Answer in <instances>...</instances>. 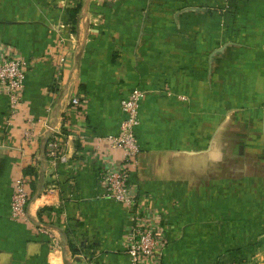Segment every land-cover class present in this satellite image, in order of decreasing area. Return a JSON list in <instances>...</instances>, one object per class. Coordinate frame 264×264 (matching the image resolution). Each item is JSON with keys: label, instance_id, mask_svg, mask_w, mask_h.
<instances>
[{"label": "crops", "instance_id": "0c3cea01", "mask_svg": "<svg viewBox=\"0 0 264 264\" xmlns=\"http://www.w3.org/2000/svg\"><path fill=\"white\" fill-rule=\"evenodd\" d=\"M0 46L26 64L9 125L0 93V264H130L125 211L102 198L96 172L119 161L102 139L117 133L119 99L133 88L145 99L129 180L164 213L174 240L222 186L255 195L248 184L264 177V0H0ZM54 137L65 163L47 156ZM17 172L30 192L21 223L9 219Z\"/></svg>", "mask_w": 264, "mask_h": 264}, {"label": "built area", "instance_id": "2783aa9c", "mask_svg": "<svg viewBox=\"0 0 264 264\" xmlns=\"http://www.w3.org/2000/svg\"><path fill=\"white\" fill-rule=\"evenodd\" d=\"M233 0H223L229 7ZM64 62L59 57L58 66ZM26 64L19 55L7 47L0 46V93L6 98L7 119L18 113L24 92ZM145 99V92L133 88L119 99L121 119L117 126V133L102 141L110 151H117L119 161H106L98 166L97 181L101 188V196L111 200L123 208L126 214V225L123 235V250L130 264H160L162 251L170 238L163 212L156 207L140 201L136 187L130 183L131 171L141 152L137 130L140 126L141 106ZM70 105L79 107L78 98H72ZM22 131L27 141L33 139V122L27 120ZM47 156L61 163L66 162L62 153L61 142L53 138L47 144ZM11 199L9 205V219L23 222L26 207L30 200L29 180L22 173L17 172L11 182ZM38 233L52 238L45 226H38ZM169 237V238H168ZM52 245H55L52 242Z\"/></svg>", "mask_w": 264, "mask_h": 264}, {"label": "rangeland", "instance_id": "374dc122", "mask_svg": "<svg viewBox=\"0 0 264 264\" xmlns=\"http://www.w3.org/2000/svg\"><path fill=\"white\" fill-rule=\"evenodd\" d=\"M248 185L255 195H241L233 183L228 189L222 186L221 194L202 199L200 217L184 236L182 231V240L168 237L167 260L164 263V250L160 264H264V177ZM222 209L227 212L218 218Z\"/></svg>", "mask_w": 264, "mask_h": 264}, {"label": "trees", "instance_id": "16d2710c", "mask_svg": "<svg viewBox=\"0 0 264 264\" xmlns=\"http://www.w3.org/2000/svg\"><path fill=\"white\" fill-rule=\"evenodd\" d=\"M78 10H79V5H77L76 7H74V9H72V11L69 12V14H70V18H73L74 15H75V13L78 12ZM25 176H26V174H25ZM26 177H27V176H26Z\"/></svg>", "mask_w": 264, "mask_h": 264}]
</instances>
